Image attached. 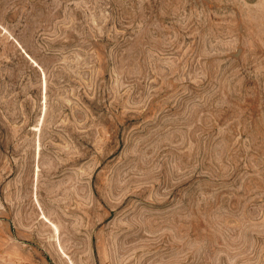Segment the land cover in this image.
Masks as SVG:
<instances>
[{
  "label": "rangeland",
  "instance_id": "1",
  "mask_svg": "<svg viewBox=\"0 0 264 264\" xmlns=\"http://www.w3.org/2000/svg\"><path fill=\"white\" fill-rule=\"evenodd\" d=\"M0 264H264V0H0Z\"/></svg>",
  "mask_w": 264,
  "mask_h": 264
}]
</instances>
